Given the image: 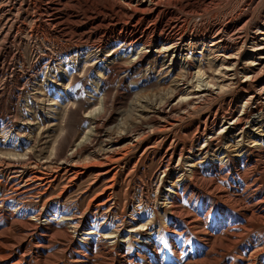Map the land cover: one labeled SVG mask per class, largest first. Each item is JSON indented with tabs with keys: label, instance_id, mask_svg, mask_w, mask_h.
<instances>
[{
	"label": "bare ground",
	"instance_id": "6f19581e",
	"mask_svg": "<svg viewBox=\"0 0 264 264\" xmlns=\"http://www.w3.org/2000/svg\"><path fill=\"white\" fill-rule=\"evenodd\" d=\"M214 1L0 0V106L7 92L5 83L11 79L5 63L6 54L11 53L14 47L12 53L22 57L20 47L27 45L29 59H37L32 62L22 57V74L19 76L20 71L13 74L20 82L17 91L20 95L26 94L24 122L19 128L11 127L9 120L2 119L0 122V214L11 217V227L17 224L22 230L32 228L31 232L46 227L47 232L55 233L65 232L68 228L76 236L87 235L84 239L88 244L96 240L94 252L101 251L112 261L131 262L135 239L147 244L153 239L152 224L157 215L153 217L148 212L141 213L140 208L135 209L131 204L127 206V203L123 206L129 208L130 213L126 208L121 210L118 186L126 167L132 161L134 166L145 165L152 156L159 154L154 172L144 174L150 175L149 182L161 178V182L166 184L180 164H175L178 156L188 162L202 155L211 156L210 150L215 142L219 147L212 156L218 154V160L223 165L232 161L234 170L244 174L246 186L241 197L244 203L241 212L248 218L247 223L253 216L264 218V17L263 20H260L261 17L254 21L253 31L243 38L242 29L238 26L247 23L255 0H244V5L237 8L238 12L228 16L230 22L236 23L233 29L225 23V17H206ZM75 34L81 39L79 43L73 41ZM63 41L73 44L66 45ZM90 41L93 44H89ZM9 45L13 47H7ZM55 47L58 52H54ZM45 58L49 59L46 72L40 70L33 76L31 68L39 67ZM165 61H169V70L166 69L167 72L163 74ZM135 71L147 72L146 82H151L154 72L163 74L161 81L167 78L170 82L171 89H168L171 94L167 92L169 95L164 100L150 107L153 108L152 113L147 116L148 120L162 118L158 135L147 142L143 138V134L147 135L146 127L142 123L135 135L121 133L112 140H108V137V141L96 150L93 143L98 140L102 125L94 118L93 126H89V141L83 135L81 138L80 133L78 144L70 147L66 153L78 125L76 121L83 118H80L79 110L85 100L76 84L90 83L93 91L101 92L98 99L106 104L110 98L111 83L118 79L119 86H122L125 77ZM46 76H51L52 85L57 84L39 99L38 106H31V92L34 96L42 93ZM27 77H34L36 83H43L30 88L21 84ZM234 86L236 90L231 92ZM71 97L72 100L69 99ZM218 99L222 102L219 108L210 106L202 111L205 105H212ZM238 108L242 109L240 115H236ZM199 111L202 114L198 116L196 132L192 134L187 150L188 143L179 142L171 130L178 121ZM58 114L63 120L60 129L62 135L54 137L53 141V138L48 139V133L56 126ZM178 116L181 120L177 119ZM251 124L256 127L252 129ZM80 130L81 127L77 132ZM157 140L158 144L154 145ZM201 140H204L202 145L199 144ZM51 141L54 144L48 150ZM135 148L137 152L131 155L134 158H127ZM82 150H86L85 158L98 159L95 165L100 168L91 172L96 174L99 182L105 183V187H101L100 193L95 195L86 209H77L73 213L69 211L70 207L61 204V200L85 180L86 175H90L88 164L86 166L84 163L83 166L82 163L83 167L79 164L83 158ZM205 163L194 164L188 171L179 168L181 176L174 182H168L170 190H166V201H163L166 213L170 212L176 218L180 209L177 195L182 188L195 186L187 178L199 177ZM223 165L215 173H222ZM252 166L256 170L252 171ZM144 170L147 172L146 168ZM59 183L64 184L62 189L56 190L59 194L51 197V192ZM142 183L144 188L146 183ZM222 194H219L220 198L224 197ZM48 195L51 199H48ZM181 213L178 215L181 216ZM170 233L173 238L172 233L176 232Z\"/></svg>",
	"mask_w": 264,
	"mask_h": 264
},
{
	"label": "rangeland",
	"instance_id": "374dc122",
	"mask_svg": "<svg viewBox=\"0 0 264 264\" xmlns=\"http://www.w3.org/2000/svg\"><path fill=\"white\" fill-rule=\"evenodd\" d=\"M243 1L244 0H215L213 6H211L207 11L206 17H218L220 19H224L225 17L227 19L225 20V23L233 29L235 28L234 26L236 23L234 21L230 22L228 16L236 14L238 12L237 8H240V6L242 7L244 5ZM210 9H212L213 12H210ZM263 13L264 0H255L254 4L251 7V11L248 13L249 16L247 23H243L238 26V28L242 29L241 36L243 38L248 36L249 33L253 31L251 29H253L252 23H254V21L260 19L261 17L262 18L260 20H263ZM77 36L78 35L75 34L73 38V41L75 43H79V40H81L80 38H77ZM62 43L66 45L73 44V42L66 41H63ZM89 44H93V42L90 41ZM7 47L12 48L13 46L9 45ZM12 49L11 50L14 51V47ZM56 50L57 49L55 47L54 52H58ZM12 51L11 53L6 54L5 59V63L8 66L7 70L9 69L7 71L9 75H7L9 77L11 76V79L5 83L7 92L5 100L0 106V122L2 119H4L5 121L9 120V122L11 123V127L19 128L25 119L24 113L27 108V102L26 94L24 93L20 95V93L17 91V89L20 88V82L19 80L15 79L16 76H13V74L15 73V71H20L19 76L22 74L23 69L20 68L22 57L26 61L32 62H35V60L37 59H29V46L27 45H22L20 47L22 57L18 56L15 52L12 53ZM48 61L49 59L45 58L44 62L39 65L40 68L33 66L34 68H31L32 72L30 73H33L32 75L34 76L35 72L37 71L41 70L43 72H46V63ZM168 63L169 61H165L163 74H165V72L169 70ZM143 72L144 71H135L127 75L122 86H119L117 81L118 79L112 82L113 84L111 83L112 87L110 90V98L108 99V101H106V104L102 103V101L98 99L100 98L101 92L98 91V93H96L95 91H93L92 85L90 83L76 84V87L81 90L83 98L85 100L83 102V105L81 106L82 108L80 107L81 109L79 110V116L80 118H83L81 121H79L81 122V124L76 121L78 125L75 126L76 129H74V134L66 153L70 151V147L78 144L80 140L78 135L80 133L81 134L79 136L81 138L83 135L85 136V139L89 141L91 137V134H88L91 130L89 128L93 126L92 119L94 118H96L102 125V128L100 130L101 133H99V135L97 136L99 138H97L98 140L93 143V146H96L94 147L96 148V150L100 149L102 145L108 140H112L120 136L121 133H132L133 135H135L140 131V128L143 126V124V127H146L145 129L148 135L147 137L146 134H143V136H145L143 138H146L145 140L147 142L151 141L154 136L158 135L157 130H160L163 124L162 118L156 117L154 120H148L147 116L152 113L151 109L153 108L150 107L155 106L158 102L162 101V99L164 100L166 96L171 94V88L169 84L170 82L167 78L161 81V77H164L163 74L161 75L159 72H154L153 77L151 78V82H146L148 73ZM259 72H261V70H259ZM46 77L47 78L43 84L44 86L41 87L43 89L42 93L38 92V94L34 96L33 92H31V95H33V100L30 103L33 105L31 106H38L37 102H39V99L46 96L48 92L57 84L53 83L52 85L50 81L51 78H49L51 76ZM35 81L36 80L34 77H27L23 82H21V84L24 83L31 88L33 87V85L38 84L41 86L43 83L42 80V83H36ZM64 87H66V85ZM90 89H92V94L89 92ZM234 89L235 86L230 91L233 92L236 90ZM69 99L72 100L73 98L71 97ZM221 104V99H218L214 101L212 105H205L202 111H205L210 106L217 109ZM85 106L89 107H86L85 109ZM83 108L84 110L83 112H81ZM239 108L236 110V115L241 114L240 112L242 109L240 110ZM93 110L94 112H92ZM202 111L195 112L191 117H187L185 120L178 121L176 126L171 130L173 136L177 135L176 139L179 142H184L186 144L188 143L186 145L187 150H189L190 148L189 144L193 135L195 134L194 132H196L195 129L197 128L196 121L200 119L199 117L201 116ZM76 118L78 119V117ZM61 119L62 118L60 117V114H58V121H56L57 124L49 131L48 139L53 138L54 141V137L62 135V131L60 129L62 128L63 120ZM177 119L181 120V117L178 116ZM59 120L61 123L59 122ZM152 122H154L155 124H152ZM79 126L82 130H80V132H77V130L80 128ZM84 127L86 129H84ZM255 127V124H251L252 129ZM219 128L220 123L217 125L218 131ZM85 130L86 132H88H84ZM148 130L153 131L154 133H151ZM238 130L239 129H237V131ZM236 139L239 140L240 137H237ZM203 143L204 140H201L199 144L202 145ZM216 143L217 142H215L213 147H211V156L206 155L205 157L204 155H202L203 157L200 156L201 158H193V161L189 162L184 158L180 159V157L178 156L175 159V164H180H178V168H176L177 170H173V174L169 178L170 180H166V184H163V181L161 182V178L157 180L158 182L156 180L149 182L150 175H145L154 172L156 164L160 157L159 154L152 156L149 161L145 163V165L144 163H141L138 164V166H134L132 165L134 164V162L132 161L131 165L126 167L124 177L119 183L121 185L118 186L119 197L122 204L120 207L121 210L123 211L125 209L122 208H126L128 213H130V209H127L126 206H123V204L125 205L127 203V206L128 204H131L133 207L135 206V209L139 210L140 208L141 213L148 212L153 217L154 214L157 215V219H155L152 224L154 228L153 239L149 244L135 239V241L133 242V247L131 249L134 258L133 260H131V262L127 260L121 261L118 259L112 261L107 256L103 255L101 251L94 252L93 244H96L97 241L95 240L92 244H88V241L84 239L87 237V235L76 236L71 229L67 228V231L65 229V232L55 233L53 231L47 232V229L45 230V227L41 228L40 230L31 232L33 229L28 227V229L26 228L24 229V231L17 224H15V227H11V217H4L2 214H0V264H12L13 262H17V264H264V218L261 219L260 217L258 218L257 216H253L249 218V221L247 223L248 218H245L241 212V207L244 204L241 197H243V192L245 191L246 186L245 180L243 179L244 174L243 172H236L234 170V164L232 161H230L226 165H223L220 163V160H218V154L212 156V154L216 153L219 147V145L217 146ZM53 144L54 143L52 141L51 143H49L48 150L52 149ZM98 144L102 145L99 146ZM157 144L158 140L154 143V145ZM82 151L81 153L83 155V158H81L79 164H81L82 166L83 163L84 166V163H87L88 166L87 164L86 166L88 167V169L90 168V175H86L85 180L79 182L74 187V189H72V191H69L61 200V204L63 206H67L68 208L70 207L69 211L73 213L75 211L77 212V209L81 210L83 208L82 211L86 209L88 204L91 203L96 197L95 195L100 193L98 191L102 190V188L105 187V183L101 181L99 182L95 178L96 174H94V172H91L100 168L99 166L95 165L98 159H93L95 160L94 162L92 159L85 158L84 156L86 155V150ZM136 152L137 150L135 148L134 151L129 153L127 158H134V156L131 155H134ZM202 161L206 163L202 166L204 170L199 176L201 178L196 177L194 179L193 177H188L187 179L189 181L192 180L191 182L192 184L195 183V186H193L192 188L184 187L185 189L182 188L183 190H181L179 193L180 197L179 195H177V200L179 201L180 206L178 212L182 213L181 216L178 215L179 213H177L176 218H174L175 215L170 214V212L166 213V207H164V203L166 201L164 199L165 192L166 190H170L168 182H174L179 178V176H181L182 172L180 169L188 171L190 170L192 165H200V162ZM220 165H223V172L219 174L215 173L216 169H219ZM138 167H141V169H138ZM145 168L147 169V172H143L145 171ZM254 168L255 167L252 166L251 170H256V168ZM229 171L231 172V174L229 173ZM223 174L226 175L224 176ZM162 175L163 174H161V177ZM209 175L211 177H209ZM216 178H218L219 180ZM201 180L202 183H200ZM142 182H144V184L146 183L147 186L144 185V188H142ZM63 185L64 184L59 183V185L51 192V197H53V195H58L59 192H56L58 190H61ZM262 185V189L264 190V184L262 183ZM209 186L211 187L209 188ZM204 187H206L207 189ZM70 193H72V196L70 195ZM219 194H222V196L224 197L220 198ZM51 197L48 199H51ZM41 205L42 203L40 202V208ZM147 219L146 221L149 220ZM168 219H170V222ZM171 221L173 223H171ZM176 221H178L177 224H175ZM7 225L10 226V228H8ZM176 225H179V227L176 228ZM172 231L176 232L172 233L173 238H171L170 233ZM30 234H32L33 236L30 237Z\"/></svg>",
	"mask_w": 264,
	"mask_h": 264
}]
</instances>
